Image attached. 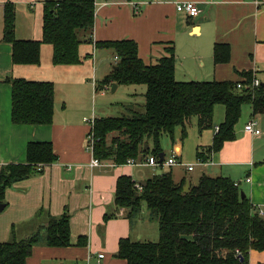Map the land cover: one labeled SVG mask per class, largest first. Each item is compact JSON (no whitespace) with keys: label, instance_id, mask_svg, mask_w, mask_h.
Masks as SVG:
<instances>
[{"label":"crops","instance_id":"0c3cea01","mask_svg":"<svg viewBox=\"0 0 264 264\" xmlns=\"http://www.w3.org/2000/svg\"><path fill=\"white\" fill-rule=\"evenodd\" d=\"M49 1L53 0H0V171L9 164H25L30 143H51L58 157L55 164L45 167L44 174L19 182L7 191V206L0 212V243L12 239L13 227L18 240L36 232L47 220L46 217H37L41 209L53 217L68 210L71 215V247L38 245L26 264H126L117 258L120 240L141 242L155 238L159 225L146 206L132 220L125 216L127 211L119 209L115 203L117 181L126 176L143 185L165 170L142 164L118 166L114 161L91 167L92 155L86 151L90 127L84 119L90 115L95 117L94 108H70L58 103L57 76L65 72L69 80L82 87L90 86L94 93L117 64L116 56L114 60L111 58L112 50L94 45L132 40L137 43L139 56L147 66L158 64L169 56L170 49H174L178 82H239L244 80L242 73H252L264 83V0H138L147 2L139 14L134 12L128 0H95V25L89 36L92 42L87 41L81 46L83 61L80 65L54 66L53 48L46 44L41 47L39 65H14L12 46L3 41L5 5L13 3L16 7V39L41 41L45 5ZM184 2L196 3L199 16L192 18L187 13L178 12L177 5ZM216 44L230 46L229 63H214ZM48 46L51 47V60L43 63ZM8 79L53 83V123L13 124L12 87ZM145 92L142 91V97ZM138 96L134 90L129 94L131 101ZM133 104L126 106L127 110L134 108ZM218 114L221 124L225 108ZM252 120L258 122L260 136L245 132V126ZM208 131L205 135L199 132L200 139L194 144L197 164L203 168L199 180L194 175L181 176L179 168L175 170L182 166L180 168L193 174L197 166L186 155L187 143L180 136L170 157L176 158L179 165L168 167L164 164L168 169L166 172H171L176 184L184 183V188L189 185V189L197 186L203 176L228 178L239 183V189L256 208L264 209V115L254 116L251 106L246 109L235 128L236 138L226 142L220 152L210 158L207 156L209 159L204 162L198 154L208 155L215 136V130ZM145 160H137V163ZM184 162L187 164L183 165ZM190 165L192 171L188 170ZM248 179L251 181L247 182ZM107 216L111 218L106 220ZM81 237L87 238L86 246L77 245ZM101 255H104L103 259H100ZM261 263H264V252L252 251L250 264Z\"/></svg>","mask_w":264,"mask_h":264},{"label":"trees","instance_id":"16d2710c","mask_svg":"<svg viewBox=\"0 0 264 264\" xmlns=\"http://www.w3.org/2000/svg\"><path fill=\"white\" fill-rule=\"evenodd\" d=\"M95 10V0L49 1L45 5L43 39L18 41L15 34L16 7L7 3L3 41L12 46L13 64L39 65L41 47L46 44L53 48L54 66L80 65L83 61L80 48L91 41L89 36L95 25ZM95 45L99 49L112 50L119 59L99 88L109 84L146 88L143 112L130 108L128 115L96 120L94 156L101 162L114 161L121 166L127 165L129 160L154 157L159 163V156L164 153L161 146L163 136L170 137L175 146L176 130L181 128V140L184 141L193 120H196L201 134L215 130L208 155L198 154V158L206 162L212 154L220 152L226 142L236 138L235 128L245 105L251 106L254 116L264 115V88L262 85L252 86L255 78L252 73H242L244 80L239 82L183 83L175 78L174 49H170L169 56L158 64L147 66L139 56L135 41L98 42ZM230 60V46L216 44L214 63L227 64ZM7 82L12 87L13 124L53 123V83L25 79H8ZM219 105L225 108V117L223 123L215 126V109ZM26 156L25 164H9L1 169L0 206H7V191L15 184L44 174L46 166L58 161L51 143H30ZM163 167L164 163L159 164L158 169ZM136 184L130 177L118 179L116 206L125 209V216L130 220L146 206L151 217L158 222L159 241L120 240L117 258L126 264H250L252 251L264 252V209L256 208L247 196L243 198V191L234 181L203 176L198 185L186 193L184 183L176 184L171 172H164L142 185V191L136 188ZM37 217H46L47 220L36 232L18 240L13 227L12 239L0 243V264H26L34 248L41 244L49 248L71 247V215L68 210L53 217L41 209ZM110 218L107 216L106 220ZM87 244V238L81 237L77 245Z\"/></svg>","mask_w":264,"mask_h":264},{"label":"rangeland","instance_id":"374dc122","mask_svg":"<svg viewBox=\"0 0 264 264\" xmlns=\"http://www.w3.org/2000/svg\"><path fill=\"white\" fill-rule=\"evenodd\" d=\"M50 49H51L50 46H48V49H45V52L43 54V63H49V61L51 60V50ZM114 56H115L114 54L111 55V58L113 60H114ZM67 68L68 67H63V69H67ZM57 78H59V79H56L57 80L56 82L58 85L57 102L61 104L63 103V105H66L70 108H74L78 106L82 108H90V109L94 108L95 118L97 119H101L103 117L104 118L121 117L123 115H128L127 108L129 107V105L131 106V103L133 102H134L133 106L136 110H140L141 112L144 111L143 106L145 105V98L142 97L141 95L142 91L144 92L146 91V88L144 86H117V89L114 90L115 84H109L108 86L102 87L99 90L97 89V91L92 93L90 86L82 87L78 85L77 82H75L74 80H69L65 72H60ZM93 84L91 83V85ZM99 85H101V83H99ZM133 90L136 91L137 94H139V96L134 98V101H131L129 98V94ZM249 107L250 105H245L243 107V116L246 113V109H249ZM223 109L224 107L222 105H219L218 107H216L215 117H214L215 126H217L218 124H220L219 122H221V120L219 119L218 111L222 113ZM90 113L91 112H89L88 115H90ZM89 118H91V115ZM181 131H182L181 128H178L176 130V134H175L176 143L179 142L178 141L179 136L181 137V134H182ZM188 133H189L188 138L184 140V143H187L186 151L188 153H186V155L190 156L192 159L190 161L194 163L195 165H197L196 172L193 174H190L185 169L180 168L182 166L176 167L175 170L179 168V171H180L179 174H181V176L186 174V178H187L188 175L191 177L194 175L198 178L197 180H199L201 171L203 170V168L199 167V164H197L196 157L194 155L195 154L194 144H196L200 139L199 130L197 129V125H196V120H193L192 124L189 126ZM207 133H209V131H205L203 134L205 135ZM161 146L165 153V159H169L172 156L173 149H174V145L172 144L170 137H168L167 135L163 136V138L161 139ZM189 150H192L190 154H189ZM185 163L186 162H184L183 165ZM187 163H189V159ZM162 169L165 170V172L168 170L167 168H165V166ZM242 186H243V189H245L244 187L245 185H242ZM157 233L158 235L155 238L146 239V241H141V242H154V243L158 242L159 241V228L157 229ZM45 264H54V263L50 262V263H45Z\"/></svg>","mask_w":264,"mask_h":264},{"label":"built area","instance_id":"2783aa9c","mask_svg":"<svg viewBox=\"0 0 264 264\" xmlns=\"http://www.w3.org/2000/svg\"><path fill=\"white\" fill-rule=\"evenodd\" d=\"M147 2H140L138 0H134L130 2V5L132 6V8L134 9V12L136 14H139L142 8V5H146ZM177 11L178 12H184L187 13L190 17L192 18H196L199 16L200 14V10L199 7L196 3L193 2H184V3H179L177 5ZM96 47V45H94ZM116 61L118 62L119 59L116 57ZM262 85V83L255 77L252 83L253 87H260ZM239 89L242 88V85H238ZM96 118L95 117H91V118H85L84 122L90 127V130L87 134V144H86V151L89 152L92 155V160H91V167H100L102 165V162L99 161L97 158H95L94 156V144H95V138H94V128H95V124H96ZM219 128L216 129V131H218ZM245 132L249 133L251 135L254 136H260L262 134L261 130L258 128V122L255 120H252L250 123H248L245 126ZM201 163H203L202 161H200ZM137 164H142V165H147V166H152V167H158L159 163L158 160H156L154 157H149L148 159H146L145 161L141 162V163H137L136 160H129L127 162V165H137ZM164 164L168 167H174V166H178L179 163L177 161L176 158H170L168 161L165 160ZM41 169V167H40ZM189 171L193 170V166L190 165L188 167ZM251 180L248 179L247 182H250ZM237 186H239V183H236ZM136 188L139 191L143 190L142 185H140L139 183L136 184ZM261 214L263 215V211H261ZM104 255L100 256V259H103Z\"/></svg>","mask_w":264,"mask_h":264},{"label":"water","instance_id":"95a60500","mask_svg":"<svg viewBox=\"0 0 264 264\" xmlns=\"http://www.w3.org/2000/svg\"><path fill=\"white\" fill-rule=\"evenodd\" d=\"M262 87L264 88V83H262ZM117 89V86L115 85L114 86V90H116ZM146 149L148 148V146L146 145V147H145ZM159 158H160V160H159V164H163L164 162H165V153H162L160 156H159ZM157 175H161V171H159L158 172V174ZM147 183H143V185H146ZM189 185H187L185 188H184V191L186 192V193H188L189 192ZM245 193L244 192H242V197L243 198H245ZM4 209H5V206L4 205H1L0 206V212H3L4 211ZM243 260V259H242Z\"/></svg>","mask_w":264,"mask_h":264}]
</instances>
